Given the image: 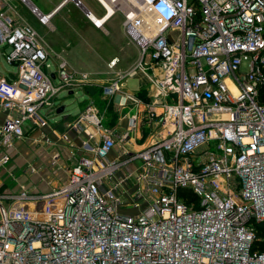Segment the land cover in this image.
<instances>
[{"label":"built area","instance_id":"1","mask_svg":"<svg viewBox=\"0 0 264 264\" xmlns=\"http://www.w3.org/2000/svg\"><path fill=\"white\" fill-rule=\"evenodd\" d=\"M68 1L83 4L62 0L51 12L31 11L48 24ZM96 1L105 14L106 3L110 15L121 13L140 51L117 78L141 67L153 86L144 100L118 80L110 91L119 105L142 104L128 117L130 128L145 121L163 134L111 156L130 135L104 126L89 104L86 154L65 182L44 192H0V264H264V251L252 248L255 222L264 221V0ZM0 46L14 66L13 76L0 73L4 165L25 122L29 131L45 124L60 90L91 79L65 59L47 69L37 32L16 23L2 0ZM129 179L136 186L124 202L120 186Z\"/></svg>","mask_w":264,"mask_h":264},{"label":"rangeland","instance_id":"2","mask_svg":"<svg viewBox=\"0 0 264 264\" xmlns=\"http://www.w3.org/2000/svg\"><path fill=\"white\" fill-rule=\"evenodd\" d=\"M83 3L97 17L104 15L102 7L96 0H83ZM66 7L71 9L72 15L71 26L66 28V32L49 31L43 27L44 25L41 28L37 27L41 34L44 28L48 30L46 37L53 46V49L45 47L49 52L48 60L51 64L47 69L55 70L56 62L65 59L77 71L87 72L91 80L89 84L82 85L72 93H68V89L65 88L60 90L57 94V104H63L64 110L59 113L55 109L50 111L46 115L47 122L45 124H39L29 131L32 122L24 123L23 128L26 132L12 141V144L7 148L10 159L6 164L0 165V192L21 189L44 192L65 182L70 167L80 156L78 149H74L79 146L75 142L76 138L68 137L67 133L74 132L75 120L66 117V115L75 113L76 109L80 108L81 103L86 99L83 90H87L90 97L88 100L94 106V112L101 118L103 125L106 127L117 125V129L120 130L117 121L124 115L126 108L117 104L116 94L110 91L112 82L118 80L122 88L125 84L126 88L133 89L135 84L133 77L140 76L142 80L144 79L143 83L145 81L147 83V80L150 83L141 67L137 68L133 77L127 73V76L117 78L118 73L125 72L122 68L135 65L140 57L136 43L122 29L120 12H116L109 18L102 28L87 30L86 27L94 28V25L91 21L86 20L83 8L71 3ZM111 59H115L113 66L109 65ZM3 66L13 68L3 58H0L1 70H4ZM57 81L56 77L54 82ZM45 111V108L41 109V112L45 113ZM141 126L143 123L140 124V127L138 126L142 138L146 128L144 131ZM65 134L68 136L66 137ZM76 135L77 138L82 139L80 135ZM128 145L127 150H138L130 144ZM135 186L136 180L134 179H129L120 186L119 193L124 202L129 200L128 192ZM256 237L255 246L264 250V229H259Z\"/></svg>","mask_w":264,"mask_h":264},{"label":"crops","instance_id":"3","mask_svg":"<svg viewBox=\"0 0 264 264\" xmlns=\"http://www.w3.org/2000/svg\"><path fill=\"white\" fill-rule=\"evenodd\" d=\"M61 1L62 0H28V2H27V1H22V0H2V4H3V9L5 10V12L11 18H13L16 23H18V24H29L30 26H32L35 29V31L37 32V34L39 36V40L43 44V46L48 47L50 49H53L51 42L46 37V36H48L47 31L52 30L53 32H59V33L66 32L67 31L66 28L68 26H71V19H72L71 9H68V7H66V6H68L69 3H71L73 5H75V4L72 1H68V2H65L64 4H62L61 6H59L53 12L52 16L50 17V22L48 24H43L38 20V18L31 11V5H35L42 13H48V12H51L52 10H54L61 3ZM81 1L83 3V0H81ZM82 5H84V3ZM86 8L90 9L89 7H86ZM90 11L92 14H94L91 9H90ZM84 14H85V12H84ZM85 17H86V20H88V22L91 21L86 15H85ZM82 20L85 22L84 19H82ZM38 26H40V28H41V26L46 27L48 30H45V28H44V30L41 34L37 29ZM97 28L100 29L102 27H97L95 25H94V28H92V26L86 27L87 30L88 29L96 30ZM80 29H81V27H80ZM89 31H91V30H89ZM0 58H2V57L0 56ZM124 65H122V66H124ZM10 66H13V65H10ZM133 66H134V64L130 67L129 66L124 67L122 69H124L123 71H127L128 69L132 68ZM3 67H4V70L0 69V73H7L10 77L13 76L14 66H13V68L12 67L9 68L8 66L7 67L3 66ZM146 70L151 71L152 69L147 67ZM133 75H130V76L133 77ZM133 78L135 79V84L133 86L134 88L133 89L126 88V85L123 84L124 90L132 92L133 94H135L137 97L141 98L142 100L148 99V93H151L153 90L152 84L148 83V80H147V83H146V81H145V83H143L144 79L142 80V77H140V76H136ZM83 92L85 93L86 99L81 103L80 108L76 109L75 113H70V114L66 115V117L73 118L75 120V123H74L75 129H73L74 132L73 133L71 131L67 132L69 136L65 134L66 137L68 136V137H72V138L75 137L76 138L75 142L79 146L74 147V149H78V151L80 152V156L86 154L81 149V142L87 138L84 130L85 129H87V130L93 129L92 125L87 123V121L82 118V114L84 113V110H85V109L83 110V108H86L90 104V101L88 100V99H90V97H89L87 90L85 89V91L83 90ZM116 99H117V97H116ZM120 106L122 108H126V112L124 113V115L121 116L120 119H118V121H117V124L120 127V130L117 129V125H113L112 128H114L116 130V132H118L119 135H120V133L127 130L130 137L128 138L127 141H124V142H121V140L117 141L115 148L110 152L111 156H114L115 154L120 153L123 149H128V147H129L128 144H130L135 149H139V148L147 145L148 143L158 139L163 134V131L160 130L159 127H156V125L151 126L148 123H146L145 121H143L142 123H143V126H145V127L141 126V128H143L144 131L146 128V131H145V134L142 135V138H141V134H139L140 133V130H139L140 125L138 127V124L136 123L134 125V127L130 128V126L128 125V117L131 114H134L135 112L139 111L142 104L137 105L132 101H128V102H126V104H123ZM63 110H64V108H63ZM4 115H5V112L0 110V122L3 120ZM76 134L80 135L82 137V139L77 138L78 136Z\"/></svg>","mask_w":264,"mask_h":264},{"label":"bare ground","instance_id":"4","mask_svg":"<svg viewBox=\"0 0 264 264\" xmlns=\"http://www.w3.org/2000/svg\"><path fill=\"white\" fill-rule=\"evenodd\" d=\"M106 5L108 7V11H107L106 14L104 13V15L101 18L100 17H97L96 15H94V14H92L90 12V16H91V19L90 20L92 22L95 21V22H97L99 24H103L104 25L106 23V21H108V19L111 18L114 15V14L113 15H110L111 12H112V7L110 6V4L106 3Z\"/></svg>","mask_w":264,"mask_h":264},{"label":"trees","instance_id":"5","mask_svg":"<svg viewBox=\"0 0 264 264\" xmlns=\"http://www.w3.org/2000/svg\"><path fill=\"white\" fill-rule=\"evenodd\" d=\"M183 190V189H182ZM182 193H183V191H182ZM191 197H192V195H191ZM255 229H256V233H255V239H254V241H253V243H252V248L253 249H258L256 246H255V242H256V240H257V232L259 231V229H264V221H260V222H255ZM262 231V230H261ZM263 240V239H262ZM261 240V241H262ZM258 250H260V249H258ZM260 251H264V250H260Z\"/></svg>","mask_w":264,"mask_h":264},{"label":"water","instance_id":"6","mask_svg":"<svg viewBox=\"0 0 264 264\" xmlns=\"http://www.w3.org/2000/svg\"><path fill=\"white\" fill-rule=\"evenodd\" d=\"M80 6L83 8L84 11L87 10V8H86L84 5L81 4ZM51 75L53 76V73H52ZM68 93H72V91L70 90V91H68ZM63 108H64V105H63V104H60V105L56 108V112H61V111L63 110Z\"/></svg>","mask_w":264,"mask_h":264}]
</instances>
